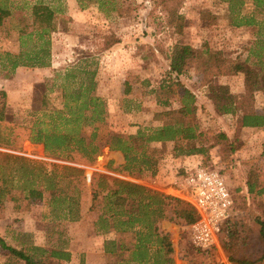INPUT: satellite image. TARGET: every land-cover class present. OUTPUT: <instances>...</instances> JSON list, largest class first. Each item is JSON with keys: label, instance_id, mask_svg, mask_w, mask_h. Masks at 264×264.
<instances>
[{"label": "trees", "instance_id": "1", "mask_svg": "<svg viewBox=\"0 0 264 264\" xmlns=\"http://www.w3.org/2000/svg\"><path fill=\"white\" fill-rule=\"evenodd\" d=\"M221 1L227 5L230 25L253 27L255 39L245 49L243 58L222 47L175 42L163 53L168 76L153 89L155 108L151 120L158 122L156 126L139 127L134 133L107 126L99 133L108 117L105 98L95 92L97 68L90 56L52 71V80H59L60 106L48 103L45 90H51V85L44 87L39 97L31 100L29 118L24 123L7 115L4 92L0 90V147L15 150L13 143L22 136L41 144L51 158L43 161L0 151V218L7 202L18 212L29 210L32 199H41L40 218L49 227L45 241L54 234L50 245L28 243L19 248L6 245L0 237V248L7 252L0 264L67 263L71 253L66 249V235L56 226L83 220L86 214L92 233L101 237V253L112 258L109 264L172 263L170 241L159 222L191 224L198 214L189 202L163 190L167 185L165 175L182 173L196 163L204 165L213 146L218 147L221 159L227 158L236 142L223 131L199 125L195 94L177 77L188 70L211 76L239 75L243 90L231 110L235 131L264 126V104L260 111L254 104L258 96L264 103V0ZM154 2L162 13V25L180 33L184 21L178 9L183 0ZM245 2L252 5V12H243ZM76 3L80 9L94 4L105 15L114 12L122 16L129 10L126 0ZM254 11L261 15L256 17ZM58 13L60 8H53L45 0L23 1L19 5L0 0V25L13 17L17 21L18 42L17 52L0 50L3 77L20 66L50 65V35L58 28ZM103 40L104 48L117 42L112 34ZM103 147L121 153L119 175L93 170L86 181L82 166L93 164ZM260 155L264 157V143ZM183 156L195 159L176 162L175 158ZM248 163L240 186L241 204L244 208L253 206L258 214L249 221L233 212L218 234L217 245L198 249H219L229 264H264V201L259 199L264 195V185L258 180L255 167ZM149 180H154L155 185H150Z\"/></svg>", "mask_w": 264, "mask_h": 264}, {"label": "rangeland", "instance_id": "2", "mask_svg": "<svg viewBox=\"0 0 264 264\" xmlns=\"http://www.w3.org/2000/svg\"><path fill=\"white\" fill-rule=\"evenodd\" d=\"M10 1L19 5L32 0ZM45 1L53 8H60L58 28L50 35V65L40 68L20 66L6 77L0 71V90L4 92L7 115L19 123L29 118L31 100L37 99L44 87L49 88L51 85V90H45L47 101L59 107V80H52V71L74 63L81 57L90 56L97 68L95 92L105 98L108 117L106 123L99 127V133H103L107 126L120 128L126 133H134L143 126H156L158 122L151 120V112L155 108L153 89L168 76L167 60L163 53L175 42L222 47L228 53L237 52L243 58L245 49L255 39L253 27L230 25L227 5L221 0H183L178 9L184 21L180 33L172 32L162 25L163 16L154 0H126L129 10L122 16H116L114 12L105 15L89 3L80 9L76 0ZM242 9L245 13L253 11L249 2H245ZM254 13L256 17L261 15ZM210 17L214 20L212 23ZM16 24L17 21L10 17L0 25V50L17 52ZM109 34L117 42L104 48L103 39ZM177 78L178 82L195 94L199 125L204 129L223 131L230 138H235L234 151L227 158L221 159L218 147L213 146L208 150V160L204 165L217 169L223 175L234 197L235 216L244 215L252 221L258 211L251 205L244 208L240 194L242 181L250 166L248 162L255 167L258 180L264 185V157L260 155L264 143V126L235 131V118L231 110L237 93H240L241 77L203 75L188 70ZM254 104L260 111L264 103L258 96ZM172 105L175 106L176 101ZM13 145L15 150L0 147V151L43 161L51 160L41 144L29 142L22 136L16 138ZM119 153L103 147L93 164L82 166L85 179L93 170L118 176L117 167L121 164L118 163ZM259 199L264 201V195ZM11 206L12 203L7 202L4 213L16 220L18 215L14 214ZM30 210L31 222H35L37 228L44 230L46 235L49 227L40 218L41 199H32ZM89 221V215L86 214L82 221L62 222L56 226L58 231L65 233L66 237L63 238H66V247L73 254V260L68 264H109L112 260L101 253V237L92 233ZM165 223L168 224L166 230L160 229L167 233L170 241L171 264H229L219 249L200 251L193 247L188 236V224L168 220ZM25 232L22 228L17 232L18 235L10 236L9 232V236H4L2 240L6 245L17 248L23 244L41 243L37 237L31 239ZM52 237L44 240L43 244L54 242ZM6 253L0 248V262L7 258Z\"/></svg>", "mask_w": 264, "mask_h": 264}, {"label": "built area", "instance_id": "3", "mask_svg": "<svg viewBox=\"0 0 264 264\" xmlns=\"http://www.w3.org/2000/svg\"><path fill=\"white\" fill-rule=\"evenodd\" d=\"M148 183L155 185L154 180ZM167 188V193L189 202L198 214L187 226L192 246L206 249L217 245L218 234L233 213L232 196L223 175L217 169L196 163L182 173L172 174L163 190Z\"/></svg>", "mask_w": 264, "mask_h": 264}, {"label": "crops", "instance_id": "4", "mask_svg": "<svg viewBox=\"0 0 264 264\" xmlns=\"http://www.w3.org/2000/svg\"><path fill=\"white\" fill-rule=\"evenodd\" d=\"M239 75H225L223 77H227V78H232V77H238ZM240 77V76H239ZM241 89H239V92H242L243 90V86H242V78H241ZM238 94V93H237ZM249 128H254V127H242L241 129H249ZM119 160H118V163H122L123 159H122V155L121 153H119ZM193 159L195 158H185L184 156L183 157H178V158H175L176 162L180 163L182 161L184 162H188V161H194ZM197 160V158H196ZM195 160V161H196ZM172 175V173H169L165 175L164 177V180L166 183H168V180H169V177ZM166 192H169V189H164ZM15 215H18L17 218L18 219H14V218H9V215H5L4 213V216L2 218H0V237L3 238L4 236L7 237V235L9 236V232H10V236L12 235H18L19 233H17L21 228H22V231H26L25 233L28 234V237L29 238H36L39 239L41 242L40 244H37V245H43V242L45 240V234L43 232V230L41 229H38L35 222H31V219H30V216H31V210H26V211H13ZM79 221H82V220H79ZM77 221V222H79ZM168 224L165 223V220H161L159 222V227L163 230L167 228ZM18 229V230H17ZM19 243V242H18ZM20 244V243H19ZM35 244V243H34ZM20 246V245H19ZM70 251L69 248H66ZM71 253V251H70ZM73 260V254L71 253V259L70 261ZM70 261H68L67 263L65 264H68L70 263Z\"/></svg>", "mask_w": 264, "mask_h": 264}, {"label": "water", "instance_id": "5", "mask_svg": "<svg viewBox=\"0 0 264 264\" xmlns=\"http://www.w3.org/2000/svg\"><path fill=\"white\" fill-rule=\"evenodd\" d=\"M88 177H89V174H88Z\"/></svg>", "mask_w": 264, "mask_h": 264}]
</instances>
